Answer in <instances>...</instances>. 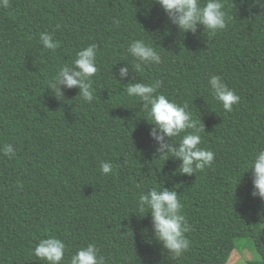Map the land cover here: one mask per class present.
Returning <instances> with one entry per match:
<instances>
[{"label": "trees", "instance_id": "16d2710c", "mask_svg": "<svg viewBox=\"0 0 264 264\" xmlns=\"http://www.w3.org/2000/svg\"><path fill=\"white\" fill-rule=\"evenodd\" d=\"M222 2L231 19L212 37L202 26L180 33L148 0L0 6V149L12 144L16 153L0 151V264H46L33 249L49 235L66 244V264L89 243L107 264H227L246 245L253 256L245 264H264V201L251 195L244 173L264 148V12L254 0ZM43 32L59 42L54 52L40 44ZM142 38L163 62L143 66L136 80L160 81L161 93L200 118L201 146L215 154L202 172L178 174L180 161L156 153L147 110L119 80V67L132 60L129 43ZM90 44L98 46L95 100L73 88L57 101L48 81ZM211 75L240 97L231 113L213 98ZM101 161L113 164L111 174H101ZM163 181L177 185L192 226L191 248L178 260L153 238L151 215L136 208L139 194Z\"/></svg>", "mask_w": 264, "mask_h": 264}, {"label": "clouds", "instance_id": "9594fccd", "mask_svg": "<svg viewBox=\"0 0 264 264\" xmlns=\"http://www.w3.org/2000/svg\"><path fill=\"white\" fill-rule=\"evenodd\" d=\"M8 4L9 0H0V6L6 8ZM148 4L159 5L168 23L174 25L182 34L190 32L196 35L202 26V34L212 37L224 30L231 19L224 10L222 0H148ZM254 6L260 7L264 12V0H254ZM39 42L43 49L53 52L59 47V42L48 32L41 33ZM97 54L96 44L79 50L73 62L61 66L48 81L47 89L50 90V94L62 102L65 100V91L76 88L81 99L91 104L96 98L92 78L99 70ZM127 54L132 60L119 67V80L129 81L126 84L127 96L138 99L147 110L151 121L148 123L152 125L149 136L155 142L156 153L167 156L166 160L172 158L180 161L178 174L192 176L211 167L215 154L201 146L200 133L205 131V127L200 118L199 121L193 118L189 105L178 104L161 93L160 81L144 83L136 80L137 73L143 71V66L159 65L163 62L160 52L153 47L151 41L142 38L129 43ZM208 86L222 109L231 113L234 105L240 101L235 91L230 89L219 75H211ZM0 151L9 159L16 154L12 144H4ZM99 169L102 175L111 174L113 164L110 161H101ZM245 169L244 173L251 174L253 187L251 195L264 201V148L252 154ZM176 188L177 185L172 189L165 187L163 181L162 187H152L147 192L139 194L136 208L141 218L151 215L153 238L172 255L173 259L178 260L191 248L188 233L192 231V226L184 214V205ZM66 252V244L55 235L40 239L33 249L34 256L46 264H66ZM230 259L233 260V264H244L248 257L244 253H239ZM67 264H107V260L100 254V249L95 244L89 243L78 248L70 256Z\"/></svg>", "mask_w": 264, "mask_h": 264}, {"label": "rangeland", "instance_id": "374dc122", "mask_svg": "<svg viewBox=\"0 0 264 264\" xmlns=\"http://www.w3.org/2000/svg\"><path fill=\"white\" fill-rule=\"evenodd\" d=\"M263 227H264V224H263ZM239 253H244L248 257L247 260L251 259L252 256H253V251H252V249H251V247L249 245L236 248L232 252L231 257H234L235 255H237ZM247 260L244 261V264L246 263ZM227 264H233V260L232 259H229L228 262H227Z\"/></svg>", "mask_w": 264, "mask_h": 264}]
</instances>
